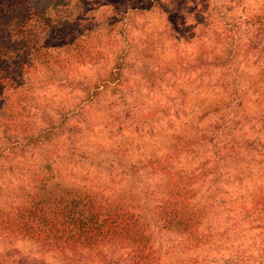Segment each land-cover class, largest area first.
Listing matches in <instances>:
<instances>
[{
  "label": "trees",
  "instance_id": "16d2710c",
  "mask_svg": "<svg viewBox=\"0 0 264 264\" xmlns=\"http://www.w3.org/2000/svg\"><path fill=\"white\" fill-rule=\"evenodd\" d=\"M163 1L131 2L119 16L105 0H0V110L11 77L56 66L67 50L71 63L63 67L116 53L113 70L90 81L65 70L63 88L79 100L70 107L51 115L33 106L32 114L19 109L0 118V140L8 144H0V243L11 245L8 256L18 264H47L19 257L12 246L20 239L61 264H264V11L217 26L210 11H189L188 0H170L169 10ZM103 7L115 17L106 39L91 29ZM156 10L193 16L191 26L167 22L155 39L140 38L141 57L157 64L125 72L132 25L125 27L128 42L118 41L117 23ZM164 35L174 50L162 59ZM129 75L141 76L150 106L117 104L135 89ZM190 96L200 102L190 106ZM127 129L148 142L138 152L151 149L135 161L126 157L129 145L116 142ZM18 133L21 141L12 138ZM14 161L27 164L24 172H15ZM153 219L180 238L184 256L176 245L158 246ZM215 242L220 252L201 254Z\"/></svg>",
  "mask_w": 264,
  "mask_h": 264
},
{
  "label": "rangeland",
  "instance_id": "374dc122",
  "mask_svg": "<svg viewBox=\"0 0 264 264\" xmlns=\"http://www.w3.org/2000/svg\"><path fill=\"white\" fill-rule=\"evenodd\" d=\"M101 1V0H100ZM142 0H105L106 6H110L112 4H116L118 15L123 14V10L126 8L127 4L140 2ZM182 2L186 0H181ZM190 2L188 10L195 11V15L200 13L201 11L208 10L213 15L211 16L210 20L213 21L217 26H222V24H225L227 22H231L233 18H236L239 20L240 17H248L251 19L253 15L260 14L264 11V0H188ZM104 2V1H103ZM102 3V2H101ZM171 1L166 0L162 2V7L165 10H169V8H172V3L170 5ZM176 6H179V3H175ZM105 7V6H104ZM103 7V8H104ZM98 8L95 11V15L98 17H95V20H91L93 24L91 25V29L95 30L97 33H102L103 37L106 39V33H107V24H112L115 21V17L112 14L111 11H106L105 8ZM114 10V9H112ZM181 13H175L171 14L170 16L166 17L162 11H153V12H147L146 14H140V13H131L127 15L124 20L125 23L120 21V23H117V27L115 28L118 30V32H121L120 35H118L115 39L118 41H127L128 42V36L126 35V25L127 23H130L131 25V35L130 38L134 39L133 43L135 46L133 48L130 47V45H127L126 51L129 52L128 59H130L127 64L126 68L122 70H143V67L145 66L148 68L147 70H153L157 64V61L154 57H151L150 59H143L141 57L140 51L143 47L138 48V44L141 39H145L147 35H151L156 37L158 33H161L165 31L167 22H171L175 25L177 24H184L187 27H190L191 25L188 23L189 21H192V17L186 18V21L182 19L180 16ZM130 16V19H129ZM233 17V18H232ZM90 22V19H89ZM186 27V28H187ZM105 29V30H104ZM95 36H99V34ZM183 32V31H181ZM208 37H210L211 41L209 42V45L211 48L215 45V42L212 37V32L209 31ZM207 37V38H208ZM163 39H167L164 46H162L160 51L157 54L159 55V58L165 59L167 56H170L174 50L171 46V40L170 38H167V36L164 35ZM137 40V41H136ZM152 41H154L152 39ZM155 42V41H154ZM126 44V43H125ZM102 48L106 49L108 46H105L102 44ZM124 47L126 45H123ZM106 47V48H105ZM60 58L61 63H57L56 66L53 67H47V66H39L35 70L27 74V72L22 76L17 77H11L9 82L10 89L8 90L6 97H8L4 102V108L0 110V118H6L10 116H16L18 114V110L24 111L25 109L28 110L31 114L33 112L34 107L36 106L40 110L47 109L48 112H51L52 115L55 111H58L61 107H63L65 104L70 107L72 103H77L78 95L76 92L71 93L69 89L63 88V83H65L66 75L68 74L65 70H76V73H74V79L75 80H92L95 78L98 74H102L105 72H108L109 70H113V68L116 66L115 64V58L116 53H110V58L108 60H98L95 64L93 63H83V64H74V67H63L66 66L67 63H71V53L67 50L64 54H58L57 58ZM70 59V60H69ZM253 59L250 60L249 63H252ZM251 66V64H249ZM257 67V66H256ZM256 67L252 70H258ZM248 70V69H246ZM131 78L136 80V83H132L134 90H130V96H128L126 102H122L121 100L117 98V95L113 97H109L110 100H115L117 98V104H133L138 105L139 103H145L147 106H150L152 104V101L150 97H147V91L143 88V82L142 78L139 75H129ZM146 84L144 83V86ZM127 86V85H126ZM143 88V89H142ZM136 89L141 90V93L139 94V90L135 91ZM109 91V90H108ZM126 91V90H125ZM138 92V93H137ZM107 95L109 96V93L105 94V99L107 102H109V99L107 98ZM201 98H195L193 96H190L189 98V104L190 106H193L195 103L200 102ZM125 100V99H123ZM210 99H206L205 102L208 103ZM120 106V105H119ZM47 112V113H48ZM102 116H107L106 113H99ZM41 113H37L35 111L34 118L36 123H39V117ZM37 116V117H35ZM39 126V125H38ZM35 128V126H34ZM84 137H89V140H92L94 137V133L86 132L83 134ZM1 137V134H0ZM12 138L14 140H20L22 138L21 134H13ZM158 139L161 140V137ZM117 143H122V145L127 146L129 145V153L126 157H129L130 161H135L139 155L145 151L147 154L150 152V147L146 146V149H140V151H137V147L140 145H144L143 143L148 142H139L136 140V137H131V134L129 133V129L125 130L124 133L116 139ZM132 142V143H131ZM85 143V142H84ZM165 141L163 140V144ZM0 144L3 147L8 146V144L5 141L0 140ZM2 152V151H0ZM124 157V158H126ZM21 161V159H20ZM20 161H14V167L17 168L14 169L15 172H20L21 169L24 172V168H26V163H21ZM29 166V165H28ZM62 168L65 169L64 164L60 165ZM9 167V165L6 163L4 165V168L2 171L4 173V179L6 178L7 181H10V173L6 169ZM1 170V169H0ZM21 173V172H20ZM19 177L18 174H16L15 178L17 179ZM22 180V177L20 178ZM21 181L19 180H11L12 185H17ZM1 183V181H0ZM148 217H151L150 215ZM152 218V217H151ZM152 225L154 228V234L155 239L157 241V244L159 247L162 248V250H166L167 248L178 246V248L175 250L178 255L184 256V249H182V245L179 243L181 240L179 237H176L174 235H171L169 233H166L165 231L161 230L158 226V224L153 219ZM11 245H7L4 243H0V264H18L14 257H9L10 254L8 249H10ZM223 246V245H222ZM222 246L220 243L215 242V244H212L211 247H206L201 251L202 255H206L209 252H220L222 249ZM14 248L17 250H20L19 257H34L37 258V260H40L42 262H46L47 264H61L62 262L60 259L54 255L53 253H47L45 250L36 242L28 240V239H20L17 242L13 243ZM8 252V253H7ZM18 257V254H16ZM175 259V258H174ZM40 264V263H39Z\"/></svg>",
  "mask_w": 264,
  "mask_h": 264
}]
</instances>
